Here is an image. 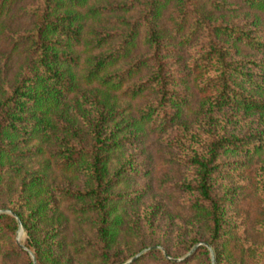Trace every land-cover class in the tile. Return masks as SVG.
Segmentation results:
<instances>
[{"label":"trees","instance_id":"trees-1","mask_svg":"<svg viewBox=\"0 0 264 264\" xmlns=\"http://www.w3.org/2000/svg\"><path fill=\"white\" fill-rule=\"evenodd\" d=\"M15 13L10 78L0 56V209L16 216L0 214V264H122L131 234L182 211L180 247L247 264L231 244L247 186L263 239L252 264H264V0H0V21ZM18 219L35 260L11 238ZM147 256L212 264L204 246Z\"/></svg>","mask_w":264,"mask_h":264},{"label":"rangeland","instance_id":"rangeland-1","mask_svg":"<svg viewBox=\"0 0 264 264\" xmlns=\"http://www.w3.org/2000/svg\"><path fill=\"white\" fill-rule=\"evenodd\" d=\"M22 24H24V20L22 19V17H20L16 13L15 15H13L11 20H1L0 21V56L6 55L8 57L7 62L5 59H3L1 61V64L3 66V69L6 71V73L9 74V75H6V77L8 78L13 76V74L16 72V68L18 67V64L21 62V59H20L21 57L19 58L18 56H14V55L8 56V53L10 51L9 46H10L11 35L16 30V28L21 26ZM136 159L141 160L140 157H137ZM117 163H118L117 160H115L113 164L116 165ZM136 163H139V167H142V164L140 162H136ZM154 164L155 163H153V165ZM251 168L253 169V166H251ZM250 174H244L245 176L241 180H244L245 178L249 177ZM139 184H140V181L132 182L128 190L133 191L139 186ZM123 186H126V184L118 185V187L122 189H123ZM257 191L259 192V189H257ZM5 198L6 197L4 195L1 197L2 200H4ZM257 201H258V195L256 194L255 190L253 189V187L247 186L242 190V193L238 198L237 204L235 208L233 209L236 212L235 216L237 218V222L239 223V226L236 228L237 232L231 244L235 248V251L237 252L238 255L240 254L241 256L242 255L246 256L247 264H252V246L253 245H250V244L251 243L252 244L261 243L262 242L261 240H263L262 236L259 235L258 229L255 226L254 221L249 220L253 218L254 209H256V206H257ZM0 211H2L0 214H6V213L12 214L10 212L11 210H8V209H0ZM186 213L187 211L185 212L182 211L180 212V214L176 213L174 217V221H171V222L169 219H163L160 222V226L158 230L154 234H151L148 232L131 234V237H130L131 243L128 245L129 247L125 250V252L122 255L123 258L127 256V259L122 264H126L135 256H137V259H139L138 264H158L156 257H153V256L143 257L152 248H157L159 252L169 260L181 261V260H186V258L188 259L194 256L198 248L203 247V246L207 247L205 245L207 242H198L187 251L184 250V247H180V243L176 239L175 233L177 232L179 226L183 225V219L186 217L187 215ZM70 235L71 233L68 230L67 236L70 237ZM11 238L12 239L14 238L20 246H22L23 248L27 249L28 251L32 252V254H34V252L29 250L24 244L27 239L25 228L23 230L18 229L16 231V234L14 236H11ZM152 242L153 243L156 242L158 243V245L140 249L142 245H148ZM197 245H199V247H197V249L192 252L193 248ZM208 245L209 247H211V248L207 247L210 251L211 263L213 264L212 255H214L216 264H217L216 251L213 248V246H211L209 243ZM131 250H135V251L138 250V251L137 253L131 255L132 254ZM183 250L185 252L180 254V256L175 257V256L169 255V251L177 253ZM128 254H129V257H128ZM200 260H201V256L197 255L196 258L193 260V263L195 262L200 263ZM8 262L10 263V260H8Z\"/></svg>","mask_w":264,"mask_h":264},{"label":"water","instance_id":"water-1","mask_svg":"<svg viewBox=\"0 0 264 264\" xmlns=\"http://www.w3.org/2000/svg\"><path fill=\"white\" fill-rule=\"evenodd\" d=\"M2 211H0V213H1ZM14 216H16V214L15 213H13L12 211H10ZM18 223H19V229H24V226H23V224H22V222H21V220L20 219H18ZM207 247H209V245H208V243H206L205 244ZM197 247H199V245H197V246H195L194 248H193V250H192V252L193 251H195L196 249H197ZM209 248H211V247H209ZM30 252V251H29ZM191 252V253H192ZM31 254H32V252H30ZM32 257H33V259L35 260V256H34V254H32ZM137 258V256H135V257H133L129 262H127L126 264H128V263H130L131 261H133L134 259H136ZM212 262H213V264H216V260H215V256L214 255H212ZM36 263V262H35Z\"/></svg>","mask_w":264,"mask_h":264}]
</instances>
